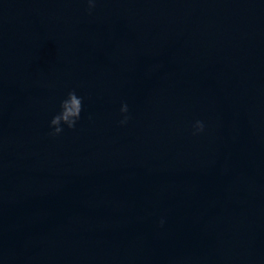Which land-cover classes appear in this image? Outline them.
<instances>
[{
  "label": "water",
  "instance_id": "1",
  "mask_svg": "<svg viewBox=\"0 0 264 264\" xmlns=\"http://www.w3.org/2000/svg\"><path fill=\"white\" fill-rule=\"evenodd\" d=\"M0 264H264V0H0Z\"/></svg>",
  "mask_w": 264,
  "mask_h": 264
},
{
  "label": "clouds",
  "instance_id": "2",
  "mask_svg": "<svg viewBox=\"0 0 264 264\" xmlns=\"http://www.w3.org/2000/svg\"><path fill=\"white\" fill-rule=\"evenodd\" d=\"M87 11L89 14L95 9L97 0H86ZM82 97H78L75 90L69 91L67 97L60 103V112L53 116L50 121L49 127L52 131L49 133L51 136H58L63 132L62 125H66L68 129H74L76 127L77 121L80 119L82 111ZM121 114H123V119L120 123H127L129 117L126 115L128 113V105L126 103L121 105ZM193 135H198L204 131V123L197 120L193 124Z\"/></svg>",
  "mask_w": 264,
  "mask_h": 264
}]
</instances>
